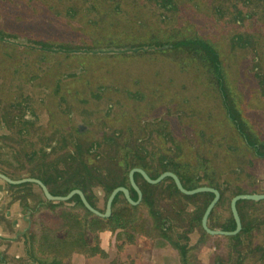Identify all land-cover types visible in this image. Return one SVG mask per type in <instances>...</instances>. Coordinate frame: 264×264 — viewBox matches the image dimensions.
<instances>
[{"label": "rangeland", "instance_id": "rangeland-1", "mask_svg": "<svg viewBox=\"0 0 264 264\" xmlns=\"http://www.w3.org/2000/svg\"><path fill=\"white\" fill-rule=\"evenodd\" d=\"M0 32V134L10 136L1 143L3 168L26 173L48 136L65 155L76 135L103 148L106 135L121 133L124 142L140 145L151 168L178 158L177 146L185 145L220 161L222 180L243 177L225 153L234 148L221 146L234 131L222 124L215 80L204 65L164 44L188 37L208 41L227 84L248 103L247 114L264 117V0H0ZM4 109L31 120L16 125ZM251 166L254 176L246 184L262 194L264 162ZM169 183L165 178L152 191L154 200L135 210L139 230L87 231L88 244H97V235L104 255L74 254L66 264H184L181 248L190 250L193 264H264V200L243 205L251 231L240 235L238 246L229 236L204 234L199 221L188 222L197 204L181 200L188 213L178 217L166 210L160 202ZM94 197L104 209L102 188ZM230 201L226 196L216 205L212 226L230 218ZM66 207L86 217L77 203ZM57 210L43 209L40 216L54 217ZM203 240L210 244L204 250ZM22 260L18 264H45Z\"/></svg>", "mask_w": 264, "mask_h": 264}, {"label": "trees", "instance_id": "trees-1", "mask_svg": "<svg viewBox=\"0 0 264 264\" xmlns=\"http://www.w3.org/2000/svg\"><path fill=\"white\" fill-rule=\"evenodd\" d=\"M166 42L169 43L164 45L170 47L167 51L176 50L184 56L182 58H187L191 62L198 61L196 62L197 64L204 65L203 72L207 75L208 79L215 80V88L220 100V113L223 114L221 120L222 124L232 128L234 131L230 136V141L226 142L223 140L221 146L228 144L234 148V150H228L225 151V153L234 157V160L231 162L237 164L238 167L236 170H240L243 177L234 178L230 181L229 176H227L228 182L233 183V186L231 184L229 186L226 180H222L225 175V168L221 166V162L215 161L212 157H205L204 153H206L207 150H204L202 147L194 150L192 148H187L185 145H179L176 149L180 150L182 154L178 156V158L162 161L161 166L154 169L149 165V160L144 155V150L140 145L136 144L135 141L130 143L124 142L121 133L106 135L105 140L107 143L103 148L99 147L98 143H93L92 141H88L76 135L73 137L64 155L65 170L60 172L61 175L65 176V188L61 192L56 193L52 187H50L52 193L66 195L75 188L81 189L88 202L94 208L104 212L105 208L101 209L96 204V198L94 197L95 189L102 188L105 192V198L108 199L113 189L119 186H125L129 189L131 198L137 200L138 194L131 186L128 177L131 169L135 167L144 169L152 178H157L165 171H172L178 175L182 185L189 190L200 186L213 187L220 192V200L218 203H222L226 196L229 197V200H232V198L238 194H252L255 192V190H250V185L246 184V182H248L246 178L254 176L252 175L253 171L250 170V167H252L251 164L254 166V163L264 162V117L254 115L253 119V115L247 114L246 106H249L248 103L241 93L237 94V90L227 84L219 53L208 41L202 38L188 37ZM73 47L92 48L91 46L65 45V48L68 49ZM164 51L165 50L162 52ZM255 128L259 131L258 133ZM218 143H220V140ZM211 151L212 148L208 152ZM104 155H106L107 158H105ZM242 155L243 158L241 159ZM201 156H203V158L200 160L194 159V157L197 158ZM244 164L249 167L246 173H244L243 170L245 169ZM215 170H217L218 174L214 177L212 174ZM134 177L143 193L141 203L149 204L148 202L150 199L154 200L152 191L159 183L152 185L139 173H135ZM201 177L206 178L207 182L202 184ZM50 179H53V175ZM167 180L170 181L166 190L167 195L161 199L160 203L167 204L169 207L164 206L165 209L169 210L172 214L175 213V217H178L182 213H188L185 211L184 205L180 203L181 200H187L188 202L197 204L198 208L196 207L197 210L195 213L191 211L192 215H189L188 222L195 223L199 221V224H201L202 216L207 206L214 198L213 193L204 192L188 196L178 190L171 178H167ZM47 181L49 180H46V182ZM228 191H232V193L227 194ZM197 198L202 200L197 202ZM71 202L77 203L85 211L86 217L82 218L79 214L75 213V211L67 209L56 218L50 216L47 219L41 217V220H34L36 224L40 222L38 224L42 231L40 238L43 240L56 238L54 235L55 231L61 228L66 229L67 236L64 243L55 245L56 251L59 254L68 256L74 251H77L88 257H93L97 254L103 256L104 250L98 244V236H95L97 244L90 245L86 241L87 231L98 233L107 229L115 231L117 229L127 230V228L139 230L137 227L140 223L135 222L137 218L135 210L139 209L140 205L134 206L130 204L122 192L116 195L112 204V214L109 218H101L91 213L83 205L78 195H74L66 202L57 203L68 204ZM247 202L251 201L239 200L237 202L242 229L237 235L229 236L231 240H237L242 233L251 231L242 212V207ZM49 203L53 204V202ZM154 203H156V201H154ZM214 209L208 219L209 227L226 231L234 230L236 223L232 213L224 224L212 226L210 221L213 220ZM156 218L159 217L156 215ZM203 233L207 234L205 230H203Z\"/></svg>", "mask_w": 264, "mask_h": 264}, {"label": "flooded vegetation", "instance_id": "flooded-vegetation-1", "mask_svg": "<svg viewBox=\"0 0 264 264\" xmlns=\"http://www.w3.org/2000/svg\"><path fill=\"white\" fill-rule=\"evenodd\" d=\"M5 33L11 35L10 30H6ZM5 112L8 117L12 114L11 121L16 123V125H26L29 124L31 120L24 112L16 114V112H13L12 109L5 110ZM20 129L25 130L26 128ZM7 134L9 133L6 132L5 134H0V153H2V149L4 147V144L1 143L10 138ZM51 141L52 140L51 138L49 139V136L46 137L44 139L43 147L35 152L36 156L33 155L34 153L30 155L33 157L35 156V164L29 165V169L27 171L25 170L26 173L24 174H20L18 172L19 169L16 167L12 169L5 166L3 168L0 162V264H9L14 262H16V264L19 262L24 263L25 260L20 261L21 257H24V259L27 258V260H31V258L34 260L40 259L41 261H44L45 264H66L67 260L70 259L72 255H82L81 253L74 251L72 254L65 256L56 251L55 245L63 244L67 236L65 228H61L54 232L56 238L43 240L40 238L42 232L38 226L40 222L37 224L34 223L35 219L41 220L40 215L43 214V209L53 211L57 210L59 207V210H57L54 218L63 214V212L67 210L66 204H58L57 202L66 201L48 200L45 197L41 186L34 182L13 184L1 176L3 175L12 181L38 179L47 187L52 195L65 196L56 194L65 188V176L60 173L62 170H65L64 155L58 151V148L54 146L55 144H50ZM52 175L53 179H50ZM46 180L49 181L46 182ZM50 187H52L56 193H52ZM49 202H53V204ZM50 216L51 215L45 218L47 219ZM161 226H166L165 220ZM164 229L165 228H163V230ZM235 242L239 246L241 244L240 238L235 240ZM201 243H204L203 250L206 246H210V244L205 240L201 241ZM216 248L217 247L214 249L216 250ZM256 248H258V246H256ZM181 251L180 258L182 259L184 257L183 263L193 264L187 261V259H190L189 256H192L189 254L190 250H183L181 248Z\"/></svg>", "mask_w": 264, "mask_h": 264}, {"label": "water", "instance_id": "water-1", "mask_svg": "<svg viewBox=\"0 0 264 264\" xmlns=\"http://www.w3.org/2000/svg\"><path fill=\"white\" fill-rule=\"evenodd\" d=\"M135 173L141 174V176L150 184H158L161 181H163L165 178H171L174 181L175 185L177 186L178 190L181 193L188 195V196L195 195L198 193H204V192L213 193L214 198L212 199V201L207 206V208H206V210L202 216V219H201L203 229L210 235H225V236L237 235L242 229V222H241V218H240V215H239V212L237 209V202L239 200H252L255 202L260 201V200H264V194H259V193L238 194V195L234 196L230 202V208H231V212H232L233 218H234L235 223H236V227L234 230L226 231V230H221V229H212L208 225L209 216H210L212 210L214 209V207L216 206V204L220 200V192L217 189L210 187V186H200V187L190 189V190L186 189L182 185V182H181L180 178L178 177V175H176L174 172H171V171L163 172L157 178L152 179L146 173V171H144L142 168L135 167V168L131 169V171L129 172V181H130L131 186L134 188V190L138 194L137 200H133L131 198L130 191L127 187H124V186L116 187L115 189H113V191L110 193V195L107 199L106 208H105L104 212H101L100 210L94 208L86 199L84 192L80 189H73L72 191H70L65 196H55V195H52L49 192V190L47 189V187L38 179H23V180H19V181H12L3 175H1V176H2V178L8 180L9 182H11L13 184H20V183H24V182H34V183L40 185L44 194H45V197L50 201H68L74 195H78L80 197L83 205L91 213H93L94 215L101 217V218H109L112 214L113 201H114V199L118 193L122 192L124 194L126 200L134 206L138 205L141 202L143 194H142L140 187L138 186V184L135 181V177H134Z\"/></svg>", "mask_w": 264, "mask_h": 264}]
</instances>
